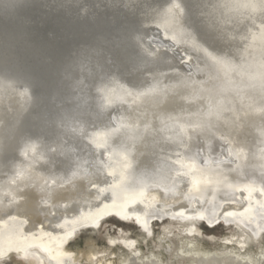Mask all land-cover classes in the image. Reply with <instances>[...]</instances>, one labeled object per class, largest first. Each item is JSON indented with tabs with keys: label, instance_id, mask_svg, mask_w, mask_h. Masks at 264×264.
Listing matches in <instances>:
<instances>
[{
	"label": "bare ground",
	"instance_id": "1",
	"mask_svg": "<svg viewBox=\"0 0 264 264\" xmlns=\"http://www.w3.org/2000/svg\"><path fill=\"white\" fill-rule=\"evenodd\" d=\"M41 1L0 0V243L32 247L6 251L1 262L16 256L35 264H76L67 250L71 240L113 216H127L121 219L125 225L136 223L148 236L153 223H185L184 238L177 248L166 246L167 263L142 253L125 236L110 240L126 252L120 260L94 255L91 264H206L203 258L208 264H264V247L253 263L244 253L264 234V157L258 156L264 145V79L251 68L258 55L248 57L226 25L197 20L190 0H179L184 11L180 23L171 19V30L192 35L201 49L233 68H217L182 44L192 72L139 64L105 25L91 29L96 36L67 27L65 40L75 48L70 54L28 33V14ZM156 48L152 58L161 54ZM110 82L118 87L117 129L107 124L99 100ZM156 85L165 87L162 94ZM175 119L185 121L187 133L172 127ZM214 133V158L205 166L193 140ZM102 134L123 146L131 171L158 174L136 186V200L120 199L119 177L99 153L94 156L89 142ZM160 162L174 168L161 170ZM249 168L256 175L238 180L237 173ZM128 204L131 209H121ZM200 217L209 230L222 226L243 235L225 239L220 250L197 253L192 223L198 225ZM246 232L252 238L245 240ZM234 243L237 252L229 249Z\"/></svg>",
	"mask_w": 264,
	"mask_h": 264
},
{
	"label": "water",
	"instance_id": "2",
	"mask_svg": "<svg viewBox=\"0 0 264 264\" xmlns=\"http://www.w3.org/2000/svg\"><path fill=\"white\" fill-rule=\"evenodd\" d=\"M164 1L44 0L37 2L35 9L33 8L28 14V25L30 26L28 33L37 36L38 38L36 39L43 42L44 45H47L45 43H50L48 45L52 46L59 45L60 48L67 50L70 54H74L75 48H73L69 40H65L66 34L64 31L68 29L67 27H77L80 33L96 36V32L91 31V29H94L97 25H105L118 38L124 53L134 54L139 64H156L162 68L181 67L183 70L192 72L194 66L190 64L187 55L181 51L180 44H182L192 54L203 57L209 63L212 61L217 68H233V66L224 63V61L211 57L199 45L194 48L190 37L183 35L179 31L173 32L170 25L172 20L169 16H165L166 10L173 1L169 3H164ZM190 1L197 20L204 24L213 22L217 25H226L235 34L240 43H244V51L248 57L252 59L254 54L258 55L256 63L252 61L251 68H255L258 80L264 79V0ZM105 34L108 35V33ZM156 46L162 49L158 58H152L144 51V48H147L149 52H157L158 48ZM156 87H158L155 88L158 94L164 92V86L156 85ZM117 89L118 87L110 82L99 94L100 104L106 109V122L116 129L121 125L117 118L118 113H115V103L119 99ZM181 121L173 120L172 127L179 129L181 133H187L190 128L184 123L185 121L183 123ZM192 121L195 120L190 122ZM122 129L125 130L126 128L123 127ZM131 134L134 135L133 132ZM216 134H208V136L198 137L193 140L195 146L199 145L201 148V151L196 153H198L199 162L202 165L208 166L211 163L209 159L214 158V155L210 157L211 152H215L210 145L212 141L217 143L215 140ZM129 137L131 138V135ZM91 138L93 142H89V144L92 147L94 156L99 157L100 154L103 160L111 164L110 167L114 169L115 175L119 177L117 195H119L121 200L125 199L124 202L141 197L140 193L137 192L140 188L135 189L136 186L142 187L143 184L150 183L158 178V174H151L152 172L150 171H131V162L126 156L123 146L119 145L117 147L115 144H111L107 135L102 134ZM261 140H263V137ZM96 145H99V150H97ZM261 149L258 156L264 157V145ZM225 155H228V153L225 152ZM159 167L167 170L174 168L164 162H160ZM255 171L257 170L249 168L244 172H238L237 179L242 181L246 177L255 176L256 174H253L256 173ZM132 206L133 204H128V206H121V209H131ZM113 218L118 220L120 224L125 225V222L118 217L113 216ZM167 220L166 217L163 218V221ZM156 221L160 222L159 219H156ZM199 224L205 226L206 222L205 220H200ZM129 225L135 227L139 233L142 232L136 223L132 222ZM229 227L233 226L230 224ZM91 232L95 233V230L91 229ZM145 235L150 238L147 233ZM171 239L166 238L171 245L176 244V238ZM30 245L23 242L15 243L11 240L5 244L0 243V258H2V253L10 252L16 247L31 249ZM156 249L159 251L161 247ZM1 261L0 259V264ZM209 261L208 258L202 259V262L206 264ZM227 262H229V259H227ZM232 262L234 263L233 260Z\"/></svg>",
	"mask_w": 264,
	"mask_h": 264
},
{
	"label": "rangeland",
	"instance_id": "3",
	"mask_svg": "<svg viewBox=\"0 0 264 264\" xmlns=\"http://www.w3.org/2000/svg\"><path fill=\"white\" fill-rule=\"evenodd\" d=\"M195 228L194 236L191 238L192 243L195 245L197 253H205L211 251H217L222 249L223 241L228 238L240 239L243 235L240 231H234L232 228H224L222 226L209 230L205 226L192 223ZM185 223H178L174 221L160 223H153L152 233L150 238L142 233H139L137 229L131 225H122L115 219H109L102 223V225L95 230V233L90 230L80 232L76 238L70 241L67 245V250L74 254L78 260L76 264H91L94 255L108 257L115 256L116 260H120L126 252L121 247H111L110 240L129 237L136 241L140 251L142 253L153 252L156 258L161 263H167L169 261L168 255L165 253L166 246L179 247L182 239V230L186 227ZM238 230V229H237ZM169 235L176 238V244L171 245L170 242L166 241L160 246L159 240L162 237L168 238ZM246 237H251L250 234L245 233ZM262 237V236H261ZM260 237V238H261ZM252 238V237H251ZM172 240V239H171ZM144 241V242H143ZM246 243V241H245ZM161 247L157 251V247ZM237 245L234 243L229 249L238 251ZM260 247H264V238L262 237L258 242H251L246 249L248 259L253 263L255 253ZM168 259V260H167ZM1 264H35L33 259L29 260H17L16 256H13Z\"/></svg>",
	"mask_w": 264,
	"mask_h": 264
},
{
	"label": "snow or ice",
	"instance_id": "4",
	"mask_svg": "<svg viewBox=\"0 0 264 264\" xmlns=\"http://www.w3.org/2000/svg\"><path fill=\"white\" fill-rule=\"evenodd\" d=\"M183 8L181 7V4L179 3V0H173L171 6L166 10L165 12V16H169L171 17V19L177 23H180L179 22V18L180 16H182L183 14ZM191 40H192V44H193V47H197V41L195 38L192 37L191 35ZM144 51L149 55V56H152L154 55L155 53L153 52H149L147 48H144ZM228 216H231L232 213H227ZM122 220H130L131 217H121ZM201 220H203V217H200ZM222 223V222H221Z\"/></svg>",
	"mask_w": 264,
	"mask_h": 264
}]
</instances>
